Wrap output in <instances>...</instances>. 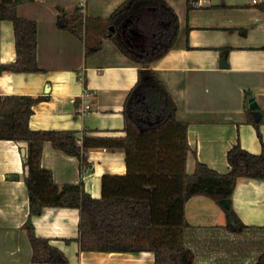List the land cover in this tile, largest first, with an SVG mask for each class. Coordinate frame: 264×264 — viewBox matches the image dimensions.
Returning <instances> with one entry per match:
<instances>
[{"label": "crops", "instance_id": "crops-1", "mask_svg": "<svg viewBox=\"0 0 264 264\" xmlns=\"http://www.w3.org/2000/svg\"><path fill=\"white\" fill-rule=\"evenodd\" d=\"M125 1L31 0L17 4L19 17L36 22L40 71H2L0 96L46 97L32 107L30 129L72 130L80 138L125 135L122 107L139 66L106 32L109 16ZM163 1L176 14L178 31L173 46L150 67L174 100L176 119L188 124L186 171L192 173L198 160L225 174L230 170L227 152L235 144L252 154L264 149V0H198L200 7L192 4L197 0L189 4L188 0ZM78 5L85 18L83 41L61 29L57 19V7L71 13ZM15 59L13 24L0 20V65ZM250 98L258 104L257 128L248 121V112L253 118ZM26 151L25 141L0 140V264H50L32 261L24 229L29 218ZM86 158L87 166L80 170L77 157L46 141L40 163L50 170L56 184H82L93 198L101 197L103 175L126 173L125 154L120 149L91 148ZM221 205L204 195L192 196L185 203L184 245L193 251L194 264H223L217 256L202 258L196 252L201 237L212 233L248 235L254 241L261 239L259 233L264 239V180L240 178L232 192L229 205L247 226L242 232L224 228ZM32 223L36 236L48 239L68 264H154L151 251H80L77 208L44 207L32 216ZM246 254L238 263L255 264L264 246L256 258L249 257L251 250Z\"/></svg>", "mask_w": 264, "mask_h": 264}, {"label": "trees", "instance_id": "trees-1", "mask_svg": "<svg viewBox=\"0 0 264 264\" xmlns=\"http://www.w3.org/2000/svg\"><path fill=\"white\" fill-rule=\"evenodd\" d=\"M22 1L31 0L0 1V20L12 22L16 52L14 62L0 65V73L40 71L36 63V22L16 13ZM56 9L59 27L83 41L82 8L78 5L71 13L61 7ZM177 31V16L163 0H127L109 16L108 37L139 66L137 80L122 107L124 136L83 135L82 145L77 146L80 137L76 131L29 128L32 107L45 96H0V140L27 143L23 161L27 167L29 218L24 229L33 262L68 264L66 256L48 239L36 236L32 223V216L44 207H67L79 209L80 251H151L154 264H194L193 251L184 245V230L188 227L186 201L195 195L217 202L230 200L238 179L264 180V149L252 154L239 144L227 152L229 172L218 173L197 160L194 171L187 173L188 124L176 119V104L150 67L173 46ZM99 49L100 46L93 52ZM248 116L257 128L259 122L253 121L250 112ZM46 141L77 157L80 170L87 166L89 149H120L125 154L126 173L103 175L100 198L87 194L82 184H56L50 170L40 163ZM221 206L227 231L239 233L247 228L231 205ZM255 264H264V254Z\"/></svg>", "mask_w": 264, "mask_h": 264}, {"label": "rangeland", "instance_id": "rangeland-1", "mask_svg": "<svg viewBox=\"0 0 264 264\" xmlns=\"http://www.w3.org/2000/svg\"><path fill=\"white\" fill-rule=\"evenodd\" d=\"M257 234L259 235L258 238L261 239L254 241L248 235L228 237L226 235L212 233L209 237H201L200 246H198L196 252L202 258L217 256L216 258L223 264H239L238 261L241 262L240 258L246 257L247 250L253 251V254L249 255V257L256 258L259 250L263 248V235ZM203 252L205 253L203 254ZM222 252L225 255H222Z\"/></svg>", "mask_w": 264, "mask_h": 264}, {"label": "water", "instance_id": "water-1", "mask_svg": "<svg viewBox=\"0 0 264 264\" xmlns=\"http://www.w3.org/2000/svg\"><path fill=\"white\" fill-rule=\"evenodd\" d=\"M224 61H225V57L222 58L221 62H224ZM249 109L252 112V115H253L255 122H258L259 118H260V113L258 112V104L256 103V101L253 98L249 99ZM220 203L224 207L229 206V200L228 199H222V200H220Z\"/></svg>", "mask_w": 264, "mask_h": 264}, {"label": "built area", "instance_id": "built-area-1", "mask_svg": "<svg viewBox=\"0 0 264 264\" xmlns=\"http://www.w3.org/2000/svg\"><path fill=\"white\" fill-rule=\"evenodd\" d=\"M192 1V0H191ZM254 2H255V0H253ZM192 4H193V6L194 7H200L201 5H202V3L200 2V1H193L192 2ZM80 5H82V4H80ZM86 107H88V106H86ZM76 145L77 146H81L82 145V142H81V138H79L77 141H76Z\"/></svg>", "mask_w": 264, "mask_h": 264}]
</instances>
